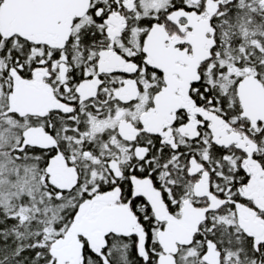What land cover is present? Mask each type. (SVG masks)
Segmentation results:
<instances>
[{"label":"snow or ice","instance_id":"snow-or-ice-1","mask_svg":"<svg viewBox=\"0 0 264 264\" xmlns=\"http://www.w3.org/2000/svg\"><path fill=\"white\" fill-rule=\"evenodd\" d=\"M0 264H264V0H0Z\"/></svg>","mask_w":264,"mask_h":264}]
</instances>
